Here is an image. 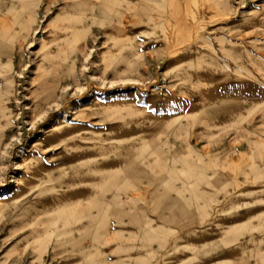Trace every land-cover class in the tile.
I'll return each mask as SVG.
<instances>
[{"label":"rangeland","instance_id":"rangeland-1","mask_svg":"<svg viewBox=\"0 0 264 264\" xmlns=\"http://www.w3.org/2000/svg\"><path fill=\"white\" fill-rule=\"evenodd\" d=\"M0 264H264V0H0Z\"/></svg>","mask_w":264,"mask_h":264}]
</instances>
